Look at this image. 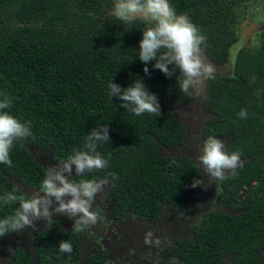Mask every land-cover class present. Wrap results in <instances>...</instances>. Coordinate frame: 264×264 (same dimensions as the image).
I'll use <instances>...</instances> for the list:
<instances>
[{
	"label": "trees",
	"instance_id": "16d2710c",
	"mask_svg": "<svg viewBox=\"0 0 264 264\" xmlns=\"http://www.w3.org/2000/svg\"><path fill=\"white\" fill-rule=\"evenodd\" d=\"M168 3L204 37L202 56L213 65L224 64L234 40L228 6L221 0ZM110 10L111 0H0V102L11 101L0 112L7 111L31 131L10 148L11 165L0 162V221L20 207L18 200L5 203L7 193L31 197L12 178L34 193L41 191L46 170L27 145L50 149L51 158L61 163L86 150V137L102 125L109 142L98 141L96 152L107 167L76 178L78 183L106 181L115 211L127 208L154 219L163 205L179 208L199 191L200 186H191L195 179L201 185L191 158L157 153L159 144L173 147L185 138L184 126L169 110V104L187 98L180 88L183 74L170 65L173 75L166 77L150 61L146 75L137 51L148 25L140 19L125 23L108 15ZM232 73L233 79L223 80L213 72L205 80V92L216 115L213 134L229 135L224 151L240 157L234 173L228 170L220 184V198L241 211L210 212L194 240L180 243L189 260L204 264H217L222 253L232 264H260L255 251L264 245V53L239 51ZM138 78L156 95L160 115L136 116L120 107L117 97L110 98V83L126 88ZM242 110L246 118L240 117ZM75 234L45 228L33 236V256L27 247H16L5 264H91L78 262ZM62 241L70 243V253L60 251Z\"/></svg>",
	"mask_w": 264,
	"mask_h": 264
},
{
	"label": "clouds",
	"instance_id": "9594fccd",
	"mask_svg": "<svg viewBox=\"0 0 264 264\" xmlns=\"http://www.w3.org/2000/svg\"><path fill=\"white\" fill-rule=\"evenodd\" d=\"M108 15L125 23L140 19L148 25L142 32L137 51L139 61L145 65L142 71L146 75L149 73L147 64L150 61L153 62V68L160 70L166 77L173 75L169 66L175 65L183 74L180 88L185 93H189L190 88L195 90L204 78L212 76V66L204 64L200 56L204 37L199 35L197 27L187 17L176 15L168 0H115ZM109 89L110 98L117 97L120 107L129 109L136 116L145 112L161 114L156 95L147 90L140 78L126 88L112 82ZM10 104L11 101L5 98L0 102V109H7ZM239 115L246 118L247 113L242 110ZM30 135L29 127L7 111L0 112V162L11 165L10 148L15 141ZM98 141L109 142L106 125L91 130L86 137V150L75 151L58 166L47 168L40 192L27 198L7 193L5 203L18 200L20 207L14 216L0 221V235L9 229L20 231L26 226L34 228L33 221L40 218L50 221L52 212L75 217L74 226L77 230L94 224L97 215L91 211V202L106 181L81 180L76 183L69 177L73 174V166L76 176L107 167V160L96 152ZM196 160L199 161L197 167L202 166L203 172L213 181L223 180L225 170L234 173L240 163L238 154L226 153L224 142L212 136L203 141ZM191 186H200V181L195 179ZM53 201L56 203L55 208L52 207ZM59 248L61 252L72 251L67 241L60 242Z\"/></svg>",
	"mask_w": 264,
	"mask_h": 264
},
{
	"label": "flooded vegetation",
	"instance_id": "af4514ba",
	"mask_svg": "<svg viewBox=\"0 0 264 264\" xmlns=\"http://www.w3.org/2000/svg\"><path fill=\"white\" fill-rule=\"evenodd\" d=\"M182 152L192 154L191 148L182 149ZM205 175L200 177L204 178ZM209 178L206 175L205 179ZM69 179L78 183L74 167ZM221 182L222 180H212L200 189L201 192L187 197L179 208L163 205L154 219L144 218L127 208L115 211L114 199L109 197L107 183H104L91 202V211L101 210L102 217L86 227L87 230H83L87 234L83 242L87 245L81 251L80 233L73 231L79 242L78 262L89 260L91 264H204L202 261L189 260L185 249L179 245L181 242L194 240L196 229L203 224V219L219 205L221 199L217 201L215 197L217 191L221 193ZM33 194L35 193L31 192ZM52 206L54 207V203ZM100 207L105 208L102 210ZM64 216L67 224L59 229L60 232L70 230L68 225L76 219L66 214ZM29 244L32 241L29 240ZM15 248L11 247L10 252ZM88 249H95L97 253L85 256ZM224 254L226 253L221 254L217 264H221ZM231 261L230 257V264ZM259 263L262 264L261 261Z\"/></svg>",
	"mask_w": 264,
	"mask_h": 264
},
{
	"label": "rangeland",
	"instance_id": "374dc122",
	"mask_svg": "<svg viewBox=\"0 0 264 264\" xmlns=\"http://www.w3.org/2000/svg\"><path fill=\"white\" fill-rule=\"evenodd\" d=\"M112 1V9L115 5V0ZM223 4L228 6V15L230 16L231 22L230 26L233 31L232 45L229 47L227 51V58L224 64L219 66H214L211 62H209L206 58H204L200 52V56L202 61L206 65H210L213 68V72L219 75L223 80L233 79L234 75L232 73L233 61L236 54L245 50L248 53H254L256 55H260L264 53V0H221ZM111 11V10H110ZM117 29V28H116ZM136 40V38H134ZM136 42V41H135ZM201 51V50H200ZM207 78V77H206ZM200 86H198L195 90L190 88L189 93L187 94V98L184 102H175L169 104V110L174 116V118L179 121L185 129V140L173 147H164L157 146V153L159 156H172L179 157L184 156L191 158L196 166L197 172L199 175L205 174L203 172V167L198 168L196 163L199 164V161L196 160V156L199 152L200 147L209 136L220 139L224 142V150L225 143L227 142L228 136L224 135H214L211 127L213 126L214 121L216 120V115L212 114L210 111V106L207 103V94L205 92V80ZM213 122V123H212ZM212 125V126H211ZM30 145V144H29ZM27 145L29 152L32 157L39 163L45 170L49 166H58L59 162L53 160L51 158L50 149L45 150H32ZM192 154L182 152V149H190ZM166 149V151L164 150ZM167 152V153H166ZM186 153V154H185ZM188 154V155H187ZM74 167V166H73ZM199 170L202 173H199ZM228 170H225V173ZM207 175V174H206ZM201 178V186L198 192H201V188L204 185H208L212 180L211 178L205 179ZM204 191V189H203ZM40 192V191H38ZM37 192V193H38ZM31 195V193H29ZM40 195H43L40 193ZM32 196V195H31ZM216 200H220V191L216 192ZM67 199V197L65 198ZM222 200V199H221ZM54 207H56L55 201H53ZM103 204V203H102ZM221 207H228L224 204L223 201L219 202L218 206L214 207V211H221ZM104 210L105 207H100ZM230 208V207H229ZM235 213L238 212V208ZM241 211V209H240ZM97 215V219L102 217V211L97 209L93 211ZM234 213V214H235ZM75 221V220H74ZM74 221L72 224L68 225L70 230L76 231L80 233L81 243H80V251L82 247L86 246L87 243L83 242L85 239V234L83 230H87L86 227L77 230L74 226ZM33 227H25L20 231H12L10 230L6 234L0 236V264H5V257L10 254V248L15 247H28L31 248L29 244V240L32 241L33 236L38 232H41L43 229L48 227L56 226L57 229H61L65 224H67V219L63 213L52 212V216L50 221H46L44 218H40L33 221ZM78 251V253H80ZM97 253L95 249H88L84 254L92 255ZM256 256L262 264H264V246L260 247L256 253ZM224 259L221 260V264H230V257L226 254L223 255ZM78 258V257H77Z\"/></svg>",
	"mask_w": 264,
	"mask_h": 264
},
{
	"label": "water",
	"instance_id": "95a60500",
	"mask_svg": "<svg viewBox=\"0 0 264 264\" xmlns=\"http://www.w3.org/2000/svg\"><path fill=\"white\" fill-rule=\"evenodd\" d=\"M158 145V144H157ZM161 146V144H159ZM166 151V149H164ZM167 153V152H166ZM201 169V167H199ZM199 173L201 174L202 171L199 170ZM12 180L14 181V183L16 184V186L23 192H26V193H31L33 192V190H31L30 188H27L26 186L20 184L19 182H17L15 179L12 178ZM237 210L235 209H232V208H229V207H221V212H225V213H231V214H234ZM240 211V209H238V212ZM28 248V247H27ZM27 250H29V253L33 256L34 255V252L32 250V248H28ZM35 258H33L34 260Z\"/></svg>",
	"mask_w": 264,
	"mask_h": 264
}]
</instances>
